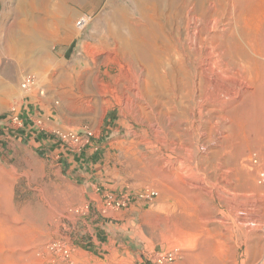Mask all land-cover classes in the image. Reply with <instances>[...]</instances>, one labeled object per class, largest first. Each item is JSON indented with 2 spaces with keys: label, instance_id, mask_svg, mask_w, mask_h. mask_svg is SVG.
I'll return each mask as SVG.
<instances>
[{
  "label": "rangeland",
  "instance_id": "374dc122",
  "mask_svg": "<svg viewBox=\"0 0 264 264\" xmlns=\"http://www.w3.org/2000/svg\"><path fill=\"white\" fill-rule=\"evenodd\" d=\"M258 1L237 3L241 14L237 27L242 23L245 28L243 37L239 33L240 41L249 47L251 56L247 64L240 62L247 65L241 66L242 74L231 80L227 77L232 75L231 69V73L219 71L201 79L200 94L208 96L204 102L200 99V157L204 158L200 184L202 179L206 183L200 185V195L196 194L200 197L195 199L189 191L175 198V188L183 186V181L165 179L173 167L167 161L175 165L178 156L171 154L168 141L164 143L168 135L155 132L153 126L158 119L156 106L162 104L127 105L122 99L124 81L116 82L119 58L99 52L102 38H107L102 22L107 0L72 5L68 15L73 23L68 29L52 25L49 37L39 43L27 42L29 26L34 27L39 17L48 18L51 25L54 8L44 12L38 0H0V104L20 108L36 102L41 108L39 118L45 116L53 122L50 136L57 130L82 132L89 128L96 133L99 146L97 151L86 148L79 155L55 147L46 156L36 153L28 142L0 137V264H61L47 248L55 241L71 248L75 264H151L156 254L168 252L176 255L175 264H264V185L257 182L258 168L249 164L253 154L264 160V18ZM118 2L134 11L130 0ZM253 8L259 9L258 14ZM83 17L87 25L79 29L76 24ZM27 73L37 79V88L31 91L20 86ZM182 79L188 83L186 90L191 89L192 78ZM109 87L116 88V93L104 94ZM226 90L231 96H224ZM100 91L107 101L104 105ZM163 100L171 105L181 102L179 97ZM183 105V117L189 107L198 112V105L189 97ZM24 151L37 161L32 162ZM78 159L84 161L73 170L70 166ZM79 170L95 178V189L86 188L88 195L82 191L86 184L76 173ZM146 188L157 191L158 196L150 202L135 201L126 209L140 208L129 215L130 243L125 248L122 238L115 240L106 232L108 226L116 228L113 217L126 210L104 213L100 198L103 193L136 195ZM94 192L100 198L93 197ZM177 207H184L183 214ZM99 230L105 231L102 242H110L107 249L98 250L93 242ZM125 251L130 255L123 259Z\"/></svg>",
  "mask_w": 264,
  "mask_h": 264
},
{
  "label": "bare ground",
  "instance_id": "6f19581e",
  "mask_svg": "<svg viewBox=\"0 0 264 264\" xmlns=\"http://www.w3.org/2000/svg\"><path fill=\"white\" fill-rule=\"evenodd\" d=\"M130 1L134 11L127 10L124 6L119 4L118 0H107L105 6L107 11L103 16L102 22L108 40L103 36L104 38H102L99 45L100 47L97 45L99 44L98 42L95 46L99 47L100 53H106L108 56L115 55L119 58L117 62L120 72L116 82L124 81V83L121 84L122 99L125 100L127 105L128 102H135L137 106L139 105V107H142L141 104L144 102L146 103V101L154 102V104L157 105L162 104L161 107L155 105L157 108V110H155V116H157L158 119L154 121L153 126L154 129H156L155 132L158 133V131H161L168 135V139L164 138V143L166 144V141H168L171 145V147H169V149H171V154L173 153L178 156L175 159V165L170 162L171 160L167 161L169 162L167 164L173 167L172 171L165 176V179H181L183 181V183L181 182L183 186H178L177 189L175 188V198H180L178 194L180 195V193L184 191L185 193L189 191L191 194L192 192L193 195L195 194L196 199V194L200 195V185L206 183V180L202 179L200 184V174L204 171V158L200 157V99L204 102L208 96L200 94L201 79L205 77L209 79L210 76L213 75L212 73L217 74L219 71L230 72L231 69H233L232 75L230 74L227 77H236L242 74V72L239 71L243 68H241V66L247 64L251 57L249 56V50H247L249 47L246 49V46L244 47L241 43L242 41H240L241 38L239 33L243 37V30H245V28L242 26V23H240V28L237 27L239 25L238 22L241 21L240 10L238 9L240 8L238 4H240L241 0ZM84 2L85 0H38L39 8H41L42 11L48 12L51 7L54 8L55 18L51 25H49L48 18H37L34 27L29 26V29L27 27V42L38 41L39 43L47 39L49 37H47V34L52 25L59 30L62 29L66 31L72 21L68 15L70 8H72L71 6H81ZM243 2L244 1H242V4ZM249 2L250 1H248V3ZM245 3L244 5H246ZM256 3L257 2L254 4L255 6ZM250 6H253V4ZM243 7L246 9L245 6ZM248 8L249 7H247V9ZM257 8L260 9V12L258 11L259 9L256 10L253 8V10H255L253 13L257 12L258 14L259 12L264 18V0L258 1ZM247 11H249V9ZM257 14L254 16H257ZM237 28L241 29V32L237 31ZM72 29H70V31ZM246 45L248 46V43H246ZM31 47L33 46H30V48ZM230 49L233 52L232 54L229 52ZM43 51L44 49L42 52ZM41 59L42 58H40V60ZM43 60H46V58ZM49 61L50 60H48L47 63H49ZM241 61L242 63L245 62V64L240 63ZM245 69L246 68H244V70ZM218 75H220V73ZM223 76L221 75V78ZM182 77H186L187 79L192 78L189 82V84L192 82L191 89L186 90L184 86L188 83L184 82ZM224 77L223 79H225ZM227 77L225 80H227ZM232 79L233 78H231V80ZM95 80L94 78L93 82ZM233 80H235V78ZM207 81V83L211 82H209V80ZM214 82L215 84L217 83V78ZM227 83L225 82V84ZM176 84L179 85L178 90H176ZM229 85L231 84L229 83ZM115 90L116 88L109 87V90L104 91V94L110 92L116 93ZM188 91H190V93ZM98 94L101 104L104 105L107 101L105 100L103 92L100 91ZM226 95L231 96V91L226 90L224 96L226 97ZM164 97L168 99L179 97L181 102L179 105H171L165 103L163 100ZM188 97L192 104L198 105V112L196 113L194 108L190 109L189 107L187 111H185V116L183 117V100ZM214 103L216 102H213V104ZM219 118L221 117L219 116ZM204 187L206 188V186ZM185 195L186 194H182V197ZM199 197L197 199H199ZM183 198L179 201L181 202ZM182 208L177 207L176 211H180V213L183 214ZM202 229H204V227Z\"/></svg>",
  "mask_w": 264,
  "mask_h": 264
},
{
  "label": "built area",
  "instance_id": "2783aa9c",
  "mask_svg": "<svg viewBox=\"0 0 264 264\" xmlns=\"http://www.w3.org/2000/svg\"><path fill=\"white\" fill-rule=\"evenodd\" d=\"M87 25V19L85 17L81 18L77 27L79 29H84ZM21 89L23 91H31L37 88V79L36 76L32 73H27L21 82ZM44 91H40L41 95H44ZM6 124L8 132H18L24 128V120L21 117L20 111L16 106H13L6 118ZM39 124H42L40 121ZM55 136L60 144V147L63 152H67L71 155L82 154L86 148L91 149L92 151H97L99 146L96 144V133L89 129L85 128L82 132H74L68 130H57L55 131ZM249 164L251 168H258L257 170V182L259 185H264V160L253 154L249 159ZM158 196V192L146 188L136 195L127 193L121 196H115L110 193L103 195V204H104V213L109 210L119 211L129 209L135 201L150 202L155 197ZM48 250L55 254L61 264H75V260L72 255L71 248L63 241H55L50 243L47 246ZM176 255L172 252L168 253H159L156 254L151 260V264H175Z\"/></svg>",
  "mask_w": 264,
  "mask_h": 264
},
{
  "label": "crops",
  "instance_id": "0c3cea01",
  "mask_svg": "<svg viewBox=\"0 0 264 264\" xmlns=\"http://www.w3.org/2000/svg\"><path fill=\"white\" fill-rule=\"evenodd\" d=\"M10 109L11 108H9L8 106L0 104V137L8 136L9 138L11 139L13 138L15 140H18L19 142L21 141L28 142V144L32 146L31 149L35 150L36 153L39 152L40 154H43L46 156H48V154H52V151L55 150V147H58L62 153H65L62 151L56 136H50L48 134V130L53 127V124H52L53 122H51V120L47 119L45 116H43L42 118H39L37 114V110L41 108H39L36 102L34 103L33 101H30V102L22 104L21 107L18 108L20 111L21 117L24 120V128L14 133L10 131L8 132V128L6 124V121H7L6 118H7V115ZM40 121L44 122L45 124H39ZM24 153L26 154L27 157L30 158V160H32V162L37 161V158H35L31 152L24 151ZM77 161L78 162H74V166H70V168H72L73 170H76L77 169L76 165L78 163L80 164L81 162H83L84 159H78ZM26 172H28V170H26ZM59 172L60 171L58 170L57 173ZM63 172H65L64 169H63ZM76 173H79L80 176L84 178L83 182L86 185L85 187L83 186L82 191L84 192V194L88 195V193H86V188L89 187L92 190L95 189V186L92 184L95 178L91 176L89 173L83 172L82 170H79L78 172L76 171ZM72 188L73 190H76V185L73 184ZM97 191H99V189ZM104 194L106 193L102 194V198H100L99 195L98 197L97 194H95V192L92 193V196L97 199L100 198L103 200ZM97 202H99V200H97ZM139 209L140 208H138V205H135L128 211L126 210V211L116 214V216L113 217V220H116V221H111L112 223L115 222L116 228L114 229L111 226H108V232H106V235H111L112 237H115V240H117L118 238H122L125 241V243H122V245L125 248L126 247L129 248V246L127 245L125 246V244L130 243L128 241L129 239L127 240V238L129 237L128 232H127L129 226L127 225L130 224L131 222L129 215L134 214L136 211H139ZM100 231L101 230L98 231L97 236L93 240V242L95 245H97L98 250L107 249L106 245L109 244L110 242H108L107 244L102 242L105 237V231L104 233ZM123 254H127L126 256L121 255L122 258L125 259L126 257L130 255V252L123 253Z\"/></svg>",
  "mask_w": 264,
  "mask_h": 264
}]
</instances>
